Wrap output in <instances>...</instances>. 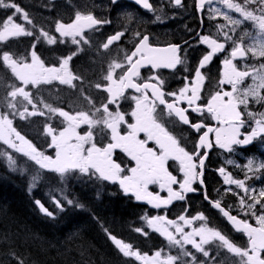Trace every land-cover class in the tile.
Segmentation results:
<instances>
[{
    "label": "snow or ice",
    "instance_id": "6c2138e0",
    "mask_svg": "<svg viewBox=\"0 0 264 264\" xmlns=\"http://www.w3.org/2000/svg\"><path fill=\"white\" fill-rule=\"evenodd\" d=\"M113 2H115V0H113ZM134 2L137 5H141L145 10H151L153 7L149 0H134ZM221 2L227 8L234 9L235 12L239 13L244 21L253 22L254 26L259 29V32L264 33V0H244L243 5L234 3L233 0H221ZM174 3L175 5L180 6L181 0H174ZM252 4L260 5V7L255 10H249V6ZM194 6L196 9H202L204 7V0H195ZM0 7L13 10L12 14L8 15L2 21L4 27L3 30H0V41L6 40L8 37L32 35V32H26L22 23L14 22L16 17L22 13V9L14 2V0H10L7 4L4 3V0H0ZM216 11L218 12L219 10ZM255 11H259L260 15L254 14ZM223 15L224 19L232 26L233 31H235L236 27L242 23L241 20L233 19L227 13ZM23 19H28L26 13L23 16ZM157 20H159V17H157ZM104 23H108V21L97 20L91 14L82 16L77 13L75 20L72 23L66 25L57 23L56 31L59 32L61 37H71L74 44H79L81 41L87 43L88 41L85 40L83 36L84 29H91L93 26H99ZM223 27L224 25H220V28ZM123 35L124 33L122 32L115 33V35L108 38V42L105 43L103 47L107 49L114 41L120 40ZM137 35L139 36L140 34ZM224 35L228 40L232 41L234 46L230 54L231 58L226 57L222 62L224 70L221 73L219 84L231 85L232 91H216L215 94H212L210 99H208L206 105L197 104V102L201 100V85L205 81V77L202 75V68L206 63L212 61L215 55L220 53L221 50L226 47L224 43H217L215 40L210 42L212 46L211 51L204 55L199 61L200 66L195 69V78L189 81L187 77H185L184 79L186 82L184 83V86L178 90V99L185 101L188 108H183L180 111L174 110L172 113H174L184 125L190 124L189 116L187 114L189 110L192 113L206 111L211 120L216 122L215 126H209L204 122L191 123V127L195 129L197 133L202 132V135H199V142L195 145L196 151L189 156V159L192 161L191 167L186 170L181 166L180 173L183 175V182L174 175L172 177V183L167 184L159 178L146 176L143 171L135 172L134 170H131L129 175L122 176L121 173H123L125 169L122 168L119 163L114 161L113 156L104 157L100 156L98 153H93L92 147H95V143L93 142V130L96 126L105 123L106 120L113 115L111 112H107L105 114V120L101 121L93 118L95 113L90 115L89 113L80 111L75 115H71L63 109L51 108V106H48L49 111L58 113L66 124V127H64L62 131H59L58 134L55 133V130L52 127L45 126L46 135L51 137V143L48 147L55 149V158H53L45 155L43 151H39L32 142L27 140L13 127V119H9L8 117L9 115L15 116L18 109L16 104L9 103L8 108L11 111L8 114L0 113V141H3V143L8 145L10 149H14L17 153H23L32 161H35L40 168L51 169L54 172L61 174V177H63L65 173L78 172L87 175L89 178L96 177L103 181L118 182L120 189H122L125 195L131 194L136 201H147V203L154 208H160L162 205H170L174 200L184 201V193H192L196 191L193 187L194 181H198L201 185L204 183L201 177L203 175L205 158L207 157L208 152L204 151L201 154L198 150H206L213 147V143L209 140L210 133L214 134L215 145L228 152L233 151L234 145L242 147L248 146L256 137H259L261 133H264V114H261V119L255 120V126H251L249 125L248 120L242 117V111L238 108V105H243V112L247 113L249 119H254L253 114L247 111L249 103L248 97L253 96L259 99H264V97L259 95V89L264 88V74H262L264 73V64H260L259 70L240 71L233 63V59L237 57H246L249 53H251L252 57L264 58V40L259 41L258 46L257 43H253L251 46L245 47L243 46V43H237L236 39L229 36L227 32H225ZM44 36L47 37L48 44L55 43V39L48 37L47 33H44ZM77 37L80 39L78 40ZM240 39L243 41L244 37L242 36ZM200 43H209V37L201 36ZM180 49L181 45L177 44H170L166 47H152L149 44V36L144 35L139 40V43L136 45V50L132 55L127 56V62L130 65L125 77L130 81L127 87H135V80L133 78L140 75V69L144 65H150L152 69H175L177 65L183 62L182 57L178 55ZM74 55L76 54L74 53L73 56ZM73 56L61 60L59 67H46L36 51L33 50L31 52L32 63L19 65L20 70L17 71V62L11 58L8 52L3 53V59L5 62L11 60L13 71L16 72L19 80H21L24 85L31 84L34 87L57 80L60 84L72 86L73 80L76 79V77H73L68 69V65ZM137 56L139 59H136L135 62H133L134 58ZM112 67L114 69H120L122 66L121 64L116 63ZM248 76H251L254 81L259 79L260 83L244 89L241 94L238 86L245 77ZM150 79H155L157 81V87L160 89L161 93H163L165 81L158 75L153 76ZM105 80L108 83L104 90L107 91L109 99L107 104L103 107L109 108L120 99L123 94V87L119 90L113 91L114 80L112 70L108 71ZM96 87L97 89H100L101 85L97 84ZM135 90L138 91L139 89L137 88ZM189 93H194V98L190 96ZM18 95L22 96L24 100L35 109V105L33 104L28 91H25L23 87H20L9 93V96H11L13 100H15ZM167 95L174 97L178 94L177 92H169ZM100 110L101 109L97 108L96 112H99ZM18 114L19 117L23 119L26 115H35L36 112L29 113L25 107L24 111H19ZM39 114L44 115L43 112H40ZM82 124L88 125L89 127V132L84 135H80L77 132V128ZM249 127L251 128L250 131L248 130ZM13 137H15V140ZM17 140L19 143H16ZM85 145H91L92 147L86 149ZM197 156L200 158L199 161L196 160ZM9 161V167H11L12 158L10 156ZM106 161H111V163H107ZM243 167L247 169L245 179H248V173L264 170V162L256 164L254 168L253 160L249 159L248 163ZM219 172L224 174L225 169L220 168ZM224 183L229 185L234 184L237 188L244 189L246 193L250 191V189L246 187L245 180H236L230 175L225 176ZM154 184L159 185L160 189H166L168 193L167 198H163L158 192L154 194L149 191V185ZM177 184L179 185L180 191H176L173 188V185ZM251 191L252 195L249 196L247 200L244 198L240 200V210L249 214L251 217H254L258 225L257 227H253L248 219H238L237 216L230 215L229 212L224 211L221 208L219 202H216L213 205L215 208L220 209V211L223 212V215L227 217L228 221L232 222L235 231L242 232L246 235V247L237 246L230 239L226 238L225 235L221 234L220 231L201 227L199 229H194L191 233L184 234L183 229L179 227L176 221H167V223L177 227V230L182 234L184 244H191L196 250L202 252L205 257L209 256V252L204 250V245L212 240H218L229 252L235 253L240 257V264H264V255H262V253H264V188L259 191V198L255 194V190ZM65 199L68 206L74 205L72 199ZM205 199H208L207 195H205ZM36 204L40 206V211L42 213H46L49 217L53 215V213L45 208L39 200L36 201ZM56 206L57 208L61 207L59 200H57ZM75 206L78 208L84 207L82 204H76ZM257 206H260L261 214H257ZM142 219H146L149 227L165 222L164 217L162 216L152 217L150 219L142 217ZM179 219L185 220V217L181 216ZM195 219H203V217L198 216L195 217ZM188 222L190 223V221ZM156 230L158 232L161 231L159 227H157ZM136 231L140 232L141 230L138 228ZM162 234L167 235L170 242L177 244L180 243V241L175 240L172 234L168 233L167 230H164ZM195 236L200 237L199 242L193 239ZM110 239L123 256H134L136 260L142 261L143 264H172V261L175 259L172 256H168L166 261H150L147 255L142 256L139 252L133 251V246L131 244L125 243L121 239H117L115 236H110ZM160 256L161 252L158 251L155 253L156 258Z\"/></svg>",
    "mask_w": 264,
    "mask_h": 264
},
{
    "label": "trees",
    "instance_id": "16d2710c",
    "mask_svg": "<svg viewBox=\"0 0 264 264\" xmlns=\"http://www.w3.org/2000/svg\"><path fill=\"white\" fill-rule=\"evenodd\" d=\"M46 1L38 2L44 5ZM14 2L28 15L31 14L29 0ZM5 16L0 13L1 18ZM32 31V35L9 39L0 51L11 52L26 60L35 50L46 65H58L61 60L75 53L68 65L69 71L76 77L73 85L51 82L43 86L55 96L52 102L56 107L71 108L68 106L70 101L72 105L85 109L86 105L82 103H87L91 97L95 106L106 102L102 89H97L95 94L91 86L104 83L102 76L109 58L93 53L92 40L80 46L79 50H74L67 39L47 44L35 28ZM15 86L12 74L0 58V110H6L8 95ZM47 90H42L46 97ZM38 120L35 123H25L22 119L15 118L13 126L38 148L43 149L44 145H48V137L43 134L41 118ZM53 125L57 126L56 123ZM181 141L188 151L194 149L193 138ZM260 144L264 145V141L254 140L248 146L239 148V151L243 156L264 157V148L261 150ZM229 153L226 152L225 155L234 157ZM9 156L12 158L11 167ZM116 157L120 165L125 168L129 166L130 161L124 155L117 153ZM220 165L216 163L212 150L205 162L204 191L195 183L196 191L188 194L184 201L177 200L170 205L154 208L144 201H136L129 194L125 195L114 183L98 182L94 185L92 180L84 182L80 179L78 172L65 173L61 177V174L54 171H40L37 166L0 142V264H141L134 257L123 256L110 236L131 244L133 250L140 254L172 251L176 256L175 264H185L194 256L198 260L210 257L215 261L233 260L232 256L220 251L218 255L210 253L205 257L189 246H176L173 249L159 233L149 230L142 219L156 214H165L173 219L180 214L191 216L201 213L209 227L220 231L237 246L246 247L247 238L242 233L233 232L220 212L211 208L203 199L204 194L210 200L218 199L230 213L246 219L230 208L227 197L222 193L224 185L221 184V179L209 172L210 166L219 168ZM261 181L264 182V174H261ZM219 185L221 187L217 190ZM65 198L72 199L74 205L68 206ZM37 200L53 213L51 217L40 211ZM57 200L60 201V208L56 206ZM76 204L84 207L78 208ZM249 223L254 224L251 220ZM138 228L140 232L136 231ZM196 263L192 261L190 264Z\"/></svg>",
    "mask_w": 264,
    "mask_h": 264
},
{
    "label": "rangeland",
    "instance_id": "374dc122",
    "mask_svg": "<svg viewBox=\"0 0 264 264\" xmlns=\"http://www.w3.org/2000/svg\"><path fill=\"white\" fill-rule=\"evenodd\" d=\"M8 1V0H6ZM30 1V15L27 14V12L22 10V13L18 15L15 19V23H22L26 32H32V30L35 28L37 31V34H40L43 38V40L47 43V37L44 36V33L48 34V37L54 38L55 40L61 41L63 39H67L69 42L74 44L72 42L71 37H61L59 32L56 31V25L57 23L61 24H69L72 23L75 20L76 14L79 13L82 16L83 15H93L95 19L100 21H108V23H104L99 26H93L91 29H84L83 36L84 39L89 42L90 39H87L88 37L92 39V41H95L96 44L100 47L101 50H107L110 57L109 61L107 63V68L105 72L103 73V79L104 83L101 85V89L106 95V102H108L109 96L107 91L104 90L107 86V81L105 80V77L108 74L109 70L113 71V91L119 90L123 84L122 80V72L127 67V56L131 54L132 49L129 47L128 44L130 43H136L138 40L139 34V11L134 7H126V6H116L115 8H112V5H109L107 0H76L71 3H60V2H54L47 0L44 5L39 4V0H29ZM244 0H239V2H242ZM234 3H236L233 0ZM4 3H8L5 2ZM32 6V7H31ZM222 7L226 8V12L229 16H231L233 19H239L242 21V23L236 27L235 31L232 30V26L228 28V30L232 31V34L238 35L239 37H244L243 41L240 39V43H243V46L248 47L251 46L253 43L264 40V33H260L259 29L254 26L253 22L251 21H244L243 17L240 16L239 13L235 12L237 17L235 18L232 14H230L228 8L225 5H222ZM113 9V10H112ZM182 12H187V6H183ZM252 10H255L252 8ZM2 11V12H1ZM11 9L0 7V13L3 15H6L4 18L0 17V30H3V23L2 21L8 16L12 14ZM173 11V10H172ZM171 7L168 3H164L162 7L158 6V12L153 13L151 17H145L142 15V27L146 25L148 28H150L153 25H162L165 22H168L170 20H175L176 15L172 14ZM27 14L28 19L24 20L23 16L24 14ZM222 16L224 17L222 12ZM256 15H260V13H254ZM32 16L34 17V20H32ZM157 17H159V20H157ZM67 20V21H62ZM228 22V21H227ZM36 23V24H35ZM165 26V25H162ZM91 31V32H90ZM92 31L96 32V36L94 37L98 39H94L91 34ZM111 32V33H110ZM114 32H122L124 35L121 37L120 41H116L112 43V46L109 49H105L103 45L106 43V39L109 37V35H112ZM99 34V36H98ZM23 36V35H20ZM16 37H8L6 40L0 41V48L9 40V39H15ZM79 40L80 38L77 37ZM100 39V41H99ZM224 41L228 42V40L224 39ZM229 43V42H228ZM48 44V43H47ZM80 44V43H79ZM79 44H77L79 46ZM76 46V44H75ZM5 51H0V58L3 62V64L9 69L10 73L12 74L13 82L16 84L15 88L12 90L14 91L16 88L23 87L25 91H28L30 94V98L33 101V104L35 105V109L32 105L28 104L27 101L24 100L22 96H17L15 100L12 99L11 96L8 95V99L6 101L5 108L6 110L2 111L0 110V113L8 114L11 110L8 108L9 103H14L17 106L18 112L15 116L9 115V119H21L19 117V111H24L25 107L27 108L28 112H36L35 115H26L25 118L22 120L25 121V123L31 122H39V118H41L42 121V130L43 134L45 133V126H50L55 130V133L58 134L59 131H62L64 127H66V124L63 122V118L59 116L58 113H53L49 111L48 106H51V108H59L56 107L53 104V98L55 96L47 90L46 87H43L44 84H40L37 86H32L31 84L24 85L21 80L16 75V72L13 71V65L11 63V60L8 62H5L3 59V53ZM13 60L17 62V71L20 70L19 65H22L24 63L31 64L32 63V57L31 53L28 55V59L24 60L20 56H15L13 53L8 52ZM251 54V53H250ZM252 57V56H251ZM116 63L121 64L120 69H114L112 66ZM251 66L247 69H244L242 71H253L259 70L260 64H264V58L259 59L258 57H252V60L249 61ZM60 65V64H59ZM57 66H47L46 67H59ZM246 65V64H244ZM264 74V73H262ZM56 83H60L57 81H52ZM259 79L253 80L251 76L245 77V79L241 82V84L238 86L239 91L242 94L244 89L249 88L250 86H253L254 84H259ZM97 84H92L91 89L94 90V93L97 94ZM42 86V87H41ZM42 90H47V97L42 93ZM90 90V89H89ZM11 91V92H12ZM220 91H232V86H226L224 89ZM10 92V93H11ZM259 95L261 97H264V88L259 89ZM90 96V95H89ZM80 97V96H78ZM91 97V96H90ZM122 97H120L119 100L116 101L115 104L111 105L109 108L103 107L106 105L105 103H102L101 105L95 106L92 100V97L87 100V103H82L85 106V109H80L76 105H72L70 101L68 102V106L71 108H60L64 111L69 112L71 115H75L77 112L83 111L86 113H89L90 115L92 113H95V116L93 118L97 120L104 121L105 120V114L107 112H111L113 115L109 117L105 123L96 126L93 130V142L95 143V147H92L91 145H85V148L88 149L92 147L93 153H98L100 156L104 157H111L115 156V151L121 152L122 155H124L129 161L130 164L125 168L122 164V168L125 169L123 173H121L122 176H127L130 174L131 170H134L135 172H141L146 176L158 178V173L153 172V163L161 161H166L167 159H171L172 156L169 154H165V151H162V148H160L157 145V141H155L156 136H163L168 138L171 143L173 144L174 148H179V150L176 152L178 155V158L176 160L177 162V172L179 173L178 178L181 179V182H183V175L180 173L181 166L184 167V169H189L191 167L192 161L189 159L190 154L194 153V149L192 151H188L184 148L183 145L179 143L177 138L171 133L173 122L170 118V114H163L160 110L156 111L157 108H153L150 110L149 104L143 100H141L140 96L135 94H129L127 96V102L131 101V108L129 111L130 115V122H126L127 118L124 113L120 111V102ZM248 112H251L253 114L254 119H249L247 116V113L243 112V105H238V108L242 111V116H244L246 120H248L249 125L255 126V120L261 119V114H264V99H259L257 97L249 96L248 97ZM91 102V103H90ZM78 108V110H75ZM101 109L99 112H96V109ZM43 112L44 115H40L39 113ZM158 121L162 122L160 124ZM56 123L57 126H54L53 124ZM14 127V126H13ZM21 135L25 137V135L15 128ZM243 130V129H242ZM248 130L250 131L251 128L249 127ZM77 132L80 135H84L89 132L88 125H80L79 128H77ZM142 134V135H141ZM48 137V145L51 143V137ZM26 138V137H25ZM15 140V137H13ZM29 140L28 138H26ZM255 141H264V133H261L259 137H256L254 139ZM30 141V140H29ZM2 144L3 141H0ZM31 142V141H30ZM178 142V143H177ZM16 143H19L17 140ZM33 143V142H32ZM252 143V142H251ZM34 144V143H33ZM8 147V145L4 144ZM35 145V144H34ZM48 145H44L43 149H40L37 147L39 151H43L45 155L51 156L55 158V149L49 148ZM242 146H233V151L229 154L234 155L232 157L231 155L226 156V150L220 149L218 146L214 145L213 151L216 156V163L221 164L219 168L210 166L209 172L210 174H214L215 178L219 177L221 179V184L224 185L222 188V193L227 197L228 204H230V208L236 210V213H238L243 218L249 219L253 221L254 224L257 225L256 220L254 217H251L249 214H246L245 212H242L240 210V200L242 198L246 199L252 195L251 190H255V194L259 198V191L264 188V182L261 181V174H264L263 170H260L258 172H251L248 173V179H245V174L247 172V169L243 166L248 163L249 159L253 160V167L255 168L256 164H259L261 162H264V157H261L259 155L256 156H243L242 153L239 151V148ZM9 148V147H8ZM142 148V151L139 149ZM261 150H263L264 145L260 144ZM10 149V148H9ZM14 152H16L14 149H10ZM212 151V150H211ZM210 151V152H211ZM17 153V152H16ZM202 154V152H200ZM20 156H22L26 161H30L32 165L37 166L40 171L48 170L53 171L51 169H42L39 165L35 163V161H32L29 157L25 156L23 153H17ZM170 156V157H169ZM134 157V159H133ZM174 157V156H173ZM232 157V158H230ZM199 156L196 157V160L198 161ZM207 159V158H206ZM172 160V159H171ZM241 163H239V161ZM115 162L119 163L116 159H114ZM214 161V159H213ZM107 163H111V161H106ZM120 164V163H119ZM223 164V167H222ZM220 168L225 169V173L221 174L219 172ZM204 169L205 166H204ZM151 172L149 175L148 173ZM79 178L82 179L84 182L86 181H94V185L98 184V182H108L99 180L96 177L89 178L87 175L77 173ZM204 175V174H203ZM230 175L233 179L236 180H245L246 187L250 189L249 192H245L244 189L237 188L234 184H225V176ZM259 177V178H257ZM163 182L165 180H162ZM252 182V183H251ZM114 183L117 188L120 189L118 182H109ZM196 181L193 182V187ZM197 184V183H196ZM198 186V185H197ZM199 187V186H198ZM221 185L218 186L217 190H219ZM174 190L180 191L179 185L173 186ZM122 191V189H120ZM149 191L155 193H160V195L163 198H167L168 193L166 189H160L159 185H149ZM123 192V191H122ZM190 193H184V196L186 197ZM131 195V194H129ZM132 196V195H131ZM134 198V196H133ZM135 199V198H134ZM217 202L220 200L215 199ZM214 200V201H215ZM177 200H174L175 202ZM146 204L147 201H144ZM172 202V203H173ZM149 205V204H148ZM39 206V205H38ZM152 206V205H150ZM162 205L161 207H163ZM40 208V206H39ZM257 214H261L260 212V206H257L256 209ZM46 214V213H45ZM162 216L164 217L165 222L164 223H158L157 225H154L152 227H149L146 219L144 220V225L149 229L153 230L157 233H159L162 237H164L168 241V245L171 246V248H175L176 246H189L192 249L196 250L191 244H184L182 234L180 231L177 230V227L175 225L167 223V221H176V223L179 225L180 228L183 229L184 234H188L193 232L194 229H199L201 227L206 229H213L215 231H218L214 228L209 227L205 222V217L201 213H196L194 215H187V214H180L176 218L170 219L165 216V214H156L154 216H145L147 218ZM184 216L185 220H180L179 217ZM202 216L203 219H195V217ZM242 219V218H241ZM248 220V221H249ZM190 221V223L188 222ZM157 227L161 229V231H157ZM164 230H167L168 233H171L175 240L180 241L179 244L170 242L167 238V235H163L162 232ZM110 238V237H109ZM197 242H199L200 237L195 236L193 237ZM112 241V240H111ZM247 246V245H246ZM204 250L210 253H213V255H218L219 251L223 253H227L230 256H232L234 259H221L218 261H215L213 257H210L206 260H198L193 257H191L185 264H190L192 261H196V264H240V257L237 256L235 253L229 252L227 248L223 247L221 243L218 240H212L208 244L204 245ZM135 251V250H133ZM137 252V251H136ZM158 252V251H156ZM152 254H141L147 255L148 259L150 261H166L168 256H172L176 258L174 254H172V251H159L161 252V256L156 258L155 253ZM199 252V251H198ZM202 253V252H201ZM203 254V253H202ZM204 256V255H203ZM134 257V256H133ZM135 258V257H134ZM141 264H143L142 261H139ZM172 264H175V259L172 261Z\"/></svg>",
    "mask_w": 264,
    "mask_h": 264
},
{
    "label": "flooded vegetation",
    "instance_id": "af4514ba",
    "mask_svg": "<svg viewBox=\"0 0 264 264\" xmlns=\"http://www.w3.org/2000/svg\"><path fill=\"white\" fill-rule=\"evenodd\" d=\"M74 1L76 0H59L60 3H63V2L71 3ZM234 1L241 5L244 4V1L242 2H239V0H234ZM107 2L109 5H112V8H115L116 6H126V7L132 6L139 11V19H140L139 34L140 35L138 36V40L136 43L132 42L128 44V48L130 47L132 49L130 55H132V53L134 52L135 46L139 43V40L144 35L149 36V44L152 47H165L170 44L181 45V49L178 52V55L182 57L183 62L177 65L175 69L167 70V69H152L151 67H144V68L141 67L140 75L138 77L133 78L135 80V83L141 86V89L138 93H135L129 89H126L121 96L122 100L120 102L119 107H120V111L126 115V118H127L126 122H130L129 111L132 105L131 101L127 102V99H128L127 96H129V94L138 95L140 96L141 100L149 104L150 110H152L153 108H157L156 111L160 110L163 114H167V113L170 114L171 115L170 118L172 119V122H173L171 133L175 136V138H177L179 143L183 146L184 144L181 141L182 139L185 140L186 138H191V139L193 138V140L195 141H194V144H192V148H194V150L196 151L195 145L197 144L199 135H201L202 132L197 133L196 130L191 127V123L204 122L208 124L209 126H215L216 122L211 120L210 116L207 114L206 111H203L201 113H192L189 110L187 114L189 116L190 124L184 125L183 123L178 121L176 117H174L170 112L165 111L164 107L162 105H159L153 99V97L150 95L149 92L146 91L145 92L146 94H144V92H142V83L153 82L157 84V81L155 79H150V78L158 75L160 78H162L165 81V84H164L165 88L163 87L164 100L168 102H172L174 105L179 107L180 110L183 108H188V105L185 101L178 99L179 97L178 90L184 86V83L186 82L184 79L185 77H187L189 81L195 78V69L200 66L199 61L203 58L204 55H206L209 51H211L212 46L210 42L212 40H215L217 43H224L226 47L225 49L221 50L220 53L216 54L214 59L206 63L204 67L202 68V75H204L205 81L201 85V94H202L201 100L198 101L197 104L206 105L208 102V99H210L212 94H215L216 91H220L224 89L226 86H229V85L219 84V81L221 79V73L224 70L222 62L226 57L231 58L230 54L234 46L232 44V41L228 40L227 38L226 39L228 40L229 43L227 41L226 42L224 41L225 39L224 33L227 32L229 36L234 37L237 43H240V37L238 35L232 34V31L228 30V28L231 27V25L224 19L221 13V11L224 13L226 12V8L222 7V5L224 4L221 2V0H209L204 3V7L202 9L198 10L194 6L195 0H181L180 6L175 5L173 0H149L150 4H152L153 7L151 10H145L143 9V7L138 8L135 5L127 1H124V0H119L116 2L107 0ZM164 3H168L170 5L171 11L173 10L172 14L176 15L175 20L173 21L170 20L168 22L163 23L162 25H165V26L153 25L150 28H148L146 25H144V27H142V15L145 17H151L153 13L158 12V6L162 7ZM183 6H187V12H182L181 8ZM258 7H260V5L252 4L249 6V10H252V8L258 9ZM216 10H219V11L217 12ZM228 10L230 14H232L235 18L237 17L234 9L228 8ZM258 12L259 11H255L254 13H258ZM62 21H67V20H62ZM220 25H224V27L220 28ZM115 33L117 32H114L112 35H115ZM96 34H97L96 32L92 31L91 36L94 39H96L94 37V35L96 36ZM112 35H109V37ZM201 36H208L209 43L201 44L200 43ZM108 38L106 39V43L108 42ZM87 39H89V37ZM65 40L66 39H63L60 42H63ZM96 40L98 41V39ZM83 44L84 42L81 41L79 46L77 44L76 46L75 44H72L71 47L74 50H79L80 46H82ZM91 45L93 48V53L102 54L103 56H107L106 58L110 57L108 51L101 50L95 41H92ZM111 46L112 44L109 45L107 49L110 50ZM137 58L139 57L138 56L135 57L134 60H136ZM259 59H263V58H259ZM251 60H252V57H251V54L249 53L246 57H237L233 59V63L237 66L238 70L242 71L251 66L250 64H248L249 61ZM47 66H57V65H47ZM128 66L129 64L122 72L123 83H124L123 73L128 68ZM121 87H123V84ZM169 92H177L178 95L174 97H170L167 95V93ZM189 95L194 98V93H189ZM242 117L245 118L244 116ZM158 122L162 124V122L160 121ZM156 137H155V141H157ZM209 139L213 143V147H214L215 145L214 134L210 133ZM170 144L173 149V152L175 153V156L171 158L172 160L167 159L166 161H161V163L154 162L153 167H152L153 172L158 173V178L161 180H165L164 182L167 184L172 183V177L174 175H176L177 177L179 176V173L177 172V165H176L177 164L176 160L178 158V155L176 152L179 150V148H174L171 141H170ZM213 147L211 148V150H213ZM184 148L186 149V146H184ZM139 150L142 151V148H140ZM198 151L203 153V149H199ZM117 153H121V152L115 151L114 159L116 160H117V157H116ZM165 154L167 153L165 152ZM148 174L150 175L151 172H149Z\"/></svg>",
    "mask_w": 264,
    "mask_h": 264
},
{
    "label": "water",
    "instance_id": "95a60500",
    "mask_svg": "<svg viewBox=\"0 0 264 264\" xmlns=\"http://www.w3.org/2000/svg\"><path fill=\"white\" fill-rule=\"evenodd\" d=\"M112 2H113V0H111ZM116 1H119V0H115V2ZM124 1H127V2H129V3H131V4H133V5H135L136 7H138V8H140V7H142L141 5H137L135 2H134V0H124ZM206 1H209V0H204V3L206 2ZM173 2H174V0H173ZM175 4V3H174ZM198 10H200V9H198ZM166 47V46H165ZM136 50V46H135V49H134V51ZM137 59H139V58H137ZM133 62H135V60L133 61ZM130 67V65L128 66V68ZM144 67H151L150 65H144V66H142V68H144ZM128 68L125 70V72L123 73V79H124V83H123V92L126 90V89H129V90H131V91H133V92H135V93H138L139 91H140V89H141V86L140 85H137L136 83H135V87L133 88V87H127V85L130 83V81L129 80H127L125 77H126V73H127V71H128ZM160 69H166V68H160ZM167 70H171V69H167ZM139 89L138 91L137 90H135V89ZM149 89H151V90H149ZM149 92L150 93V95L153 97V99L159 104V105H162L163 107H164V109H165V111H167V112H170L174 117H176V119L178 120V121H180L179 120V118L174 114V113H172L174 110L175 111H180V108L179 107H177L176 105H174L172 102H168V101H165L164 100V98H163V93H161V91H160V89L157 87V84H155V83H153V82H145V83H142V92H144V94H146L145 92ZM163 101V102H162ZM181 122V121H180ZM182 123V122H181ZM202 135V134H201ZM156 139H157V145L160 147V148H162V150L163 151H165L167 154H169L170 156H175V153L173 152V149H172V147H171V144H170V141H169V139L168 138H166V137H163V136H157L156 137ZM210 140V139H209ZM199 142V138H198V140H197V143ZM210 142H211V140H210ZM210 150L211 149H203V152L204 151H207L208 152V154H209V152H210ZM207 157H208V155H207ZM206 157V158H207ZM206 158H205V162H206ZM200 159V158H199ZM199 159H198V161H199ZM203 174H204V169H203ZM201 179L203 180V175H202V177H201ZM196 183H197V185L204 191V183H203V185H201L198 181H196ZM203 199L207 202V203H209V205H210V207L211 208H213L215 211H219L220 212V214H221V216L223 217V219H224V221L226 222V224L231 228V230L233 231V232H235V233H242V232H237V231H235V227L233 226V224H232V222H230V221H228V219H227V217H225L224 215H223V212L222 211H220V209H217V208H215L213 205L217 202V201H214V200H210L209 198L206 200L205 199V194H204V196H203ZM221 205V204H220ZM221 208L224 210V211H227V212H229L225 207H223L222 205H221ZM229 214L230 215H234V214H232V213H230L229 212ZM236 216V215H235ZM237 218L238 219H241L240 217H238L237 216ZM252 224V223H251ZM253 225V227H257L258 225H256V224H252ZM243 234V233H242ZM244 235V234H243ZM245 237H246V235H244ZM247 238V237H246Z\"/></svg>",
    "mask_w": 264,
    "mask_h": 264
},
{
    "label": "bare ground",
    "instance_id": "6f19581e",
    "mask_svg": "<svg viewBox=\"0 0 264 264\" xmlns=\"http://www.w3.org/2000/svg\"><path fill=\"white\" fill-rule=\"evenodd\" d=\"M252 183V182H251ZM231 204V203H230Z\"/></svg>",
    "mask_w": 264,
    "mask_h": 264
}]
</instances>
